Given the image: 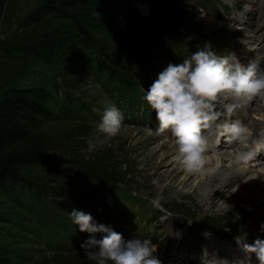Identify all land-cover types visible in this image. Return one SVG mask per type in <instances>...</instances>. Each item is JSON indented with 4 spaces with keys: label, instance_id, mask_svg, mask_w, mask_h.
Masks as SVG:
<instances>
[{
    "label": "rangeland",
    "instance_id": "1",
    "mask_svg": "<svg viewBox=\"0 0 264 264\" xmlns=\"http://www.w3.org/2000/svg\"><path fill=\"white\" fill-rule=\"evenodd\" d=\"M217 1L213 9L199 6L197 0H170L190 8L182 19L176 20L180 30H185L180 55L167 51L165 46L152 44L134 24V18L165 21L151 0H98L91 12L99 23L118 25L128 38L125 40H132L138 47L141 54L139 74L144 77L145 92L169 63L180 64L204 46L244 65L260 61V67L264 68V0ZM36 2L15 0L12 7L7 4L0 15V37H22L28 33L30 28L22 18ZM94 33L102 40V46L112 50L116 44L115 36L105 26L96 24ZM74 48L66 47L44 61L35 62V69L47 75L58 89L70 92L78 100V117L91 130L87 146L81 148L79 155L85 156L95 150H88L89 142L103 148H118V162L131 165L134 181L114 186L74 173L57 172L55 166H31L26 176L40 184V199L33 196L28 187L16 189L12 194L0 190L1 254L10 264H23L33 259L46 249L45 229L51 224L58 226L55 222H60L59 219L65 220L66 225L76 231L77 225L70 217L75 203L71 200H76V207H79L76 210L90 213L95 222L111 227L125 240H151L156 247L154 255L162 264H259L255 254H250L249 259L243 244L264 239L261 229L264 223V150L247 162H238L236 154L246 149L229 143L213 125L203 130L207 137L206 170L189 174L174 160L176 146L170 131L157 132L156 113L150 105L144 111L134 109L130 114L131 121L123 115L120 132L114 137H106L97 131L103 111L107 106L115 105L124 113L123 102L98 81L88 52L77 44ZM100 54L95 52L92 56ZM48 107L55 114L51 122L62 119L53 101ZM217 110H221L219 105ZM148 113L151 116L147 120ZM228 119L239 120L247 126L251 133L249 148H254L256 141L264 140V100L254 98L236 109ZM227 153L232 155L221 162V157ZM209 160L213 162L209 164ZM234 165L238 172L224 179L220 186L218 181L209 182L210 177ZM214 186L222 187V192L214 193ZM97 189L109 196H122L126 201L136 199L142 209L152 207L159 212L151 216L149 223L138 219L135 213H122L120 217L113 209L92 205V190ZM239 189L242 191L237 194ZM174 202H181L183 207L174 208ZM234 213L237 214L235 220L222 219V216ZM210 222H225L237 229L235 232L219 227L213 229ZM227 231L235 236L224 238L220 235H229ZM239 239L240 243L237 242Z\"/></svg>",
    "mask_w": 264,
    "mask_h": 264
},
{
    "label": "trees",
    "instance_id": "2",
    "mask_svg": "<svg viewBox=\"0 0 264 264\" xmlns=\"http://www.w3.org/2000/svg\"><path fill=\"white\" fill-rule=\"evenodd\" d=\"M5 1L0 0V15ZM96 1L37 0L22 18L30 31L22 37H0V190L4 193L12 194L16 189L25 190L28 187L33 196L39 198L40 184H35L26 176L31 166L39 165L55 166L57 172L74 173L114 186L134 181L135 173L131 165L118 162V148H103L99 144L90 154L79 155L81 148L87 146L91 130L78 117V100L70 92L58 89L47 75L41 74L34 66L35 62L44 61L66 47L75 49L77 44L88 52L101 85L122 100L126 119L133 120L130 114L134 109L144 111L149 106L144 99V77L139 74L141 54L138 47L132 40H125L128 38L118 25L95 20L91 11ZM151 2L162 12L165 21L134 18V24L152 44L165 46L167 51L180 55L185 30H180L176 20L182 19L190 8L170 0ZM217 2L197 0L199 6L213 9ZM14 3L15 0H8L7 4L12 7ZM96 24L105 26L115 36L116 44L111 47L112 50L102 46V40L94 33ZM95 52L101 54L92 56ZM50 101L57 105L61 120L51 122L55 114L48 107ZM148 114L146 119L151 116ZM110 196L99 189L92 190L91 203L96 208L113 209L120 217L122 213H135L145 223H149L151 216L159 212L152 207L142 209L139 201L133 198L126 201L122 196ZM71 201H75L73 207L78 209L76 200ZM173 205L176 209L183 207L181 202H174ZM236 215L222 216V219L235 220ZM59 221L55 222L58 226L51 224L49 229H45L43 241L46 249L23 264H97L86 257L81 244L90 236L100 239L102 235L81 232L78 225L73 231L65 220ZM210 223L213 229L219 227L231 232L237 229L225 222ZM220 235L224 238L235 236L234 233ZM0 264H10L1 252Z\"/></svg>",
    "mask_w": 264,
    "mask_h": 264
},
{
    "label": "clouds",
    "instance_id": "3",
    "mask_svg": "<svg viewBox=\"0 0 264 264\" xmlns=\"http://www.w3.org/2000/svg\"><path fill=\"white\" fill-rule=\"evenodd\" d=\"M260 64V61H250L244 65L204 46L180 64L169 63L145 91L144 99L156 113L157 132L170 131L176 146L174 160L185 172L200 174L206 170L207 137L203 130L213 125L229 143L246 149L236 154L238 162H247L264 150V140L256 141L254 148H249L251 133L247 126L239 120L228 119L254 98L264 100V68ZM217 105L221 110H217ZM123 119L120 109L109 105L103 111L97 131L108 138L114 137L120 132ZM96 147L89 142V151ZM70 217L81 232L103 234L100 239L90 236L81 244L89 260L97 264H162L154 255L156 247L151 240H125L121 233L95 222L90 213L82 210L73 209ZM261 229L264 230V223ZM243 250L249 259L250 254H255L259 264H264V239L244 243Z\"/></svg>",
    "mask_w": 264,
    "mask_h": 264
},
{
    "label": "bare ground",
    "instance_id": "4",
    "mask_svg": "<svg viewBox=\"0 0 264 264\" xmlns=\"http://www.w3.org/2000/svg\"><path fill=\"white\" fill-rule=\"evenodd\" d=\"M231 155H232V153H227L226 156L221 157V162L224 160H227L228 157H230ZM212 162H213V160H209L208 163L211 164ZM235 172L237 173L238 169H236V166L234 165L232 168H229L227 170L223 169V170L219 171L218 175L216 174L215 176L210 177L209 179L207 178V179L209 180L210 183H215L218 181V185L220 186L221 183L224 182V179H229L231 177V175ZM213 189H214V193H216V194L221 193L223 190L222 187H218V186H214ZM241 191L242 190L239 189V190H237L236 193L238 194Z\"/></svg>",
    "mask_w": 264,
    "mask_h": 264
},
{
    "label": "water",
    "instance_id": "5",
    "mask_svg": "<svg viewBox=\"0 0 264 264\" xmlns=\"http://www.w3.org/2000/svg\"><path fill=\"white\" fill-rule=\"evenodd\" d=\"M7 3H8V0L5 1V4H4V7H3V11H4V8H5V6H6Z\"/></svg>",
    "mask_w": 264,
    "mask_h": 264
}]
</instances>
